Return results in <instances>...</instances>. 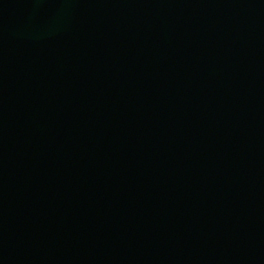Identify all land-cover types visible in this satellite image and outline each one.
Masks as SVG:
<instances>
[{
    "label": "water",
    "instance_id": "water-1",
    "mask_svg": "<svg viewBox=\"0 0 264 264\" xmlns=\"http://www.w3.org/2000/svg\"><path fill=\"white\" fill-rule=\"evenodd\" d=\"M0 264H264V0H0Z\"/></svg>",
    "mask_w": 264,
    "mask_h": 264
}]
</instances>
